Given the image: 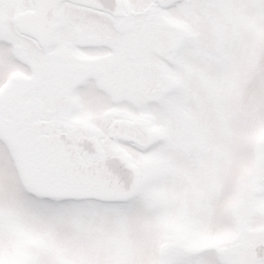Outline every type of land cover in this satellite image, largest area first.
Listing matches in <instances>:
<instances>
[{
  "label": "snow or ice",
  "instance_id": "1",
  "mask_svg": "<svg viewBox=\"0 0 264 264\" xmlns=\"http://www.w3.org/2000/svg\"><path fill=\"white\" fill-rule=\"evenodd\" d=\"M0 264H264V0H0Z\"/></svg>",
  "mask_w": 264,
  "mask_h": 264
}]
</instances>
